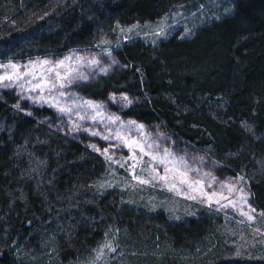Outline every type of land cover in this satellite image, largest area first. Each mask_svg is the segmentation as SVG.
<instances>
[{"label":"rangeland","instance_id":"obj_1","mask_svg":"<svg viewBox=\"0 0 264 264\" xmlns=\"http://www.w3.org/2000/svg\"><path fill=\"white\" fill-rule=\"evenodd\" d=\"M234 5L235 0H186L156 19L117 24L92 46L0 57V78L10 77L0 79V98L14 94L16 108L28 114L22 102L50 110L42 122L104 162L97 178L74 189L80 206L102 211L91 230L97 237L79 251L67 245L60 251L55 236L46 234L37 246L20 251L26 264H264V207L251 191L257 168L264 171V157L250 160L249 169H235L229 152L222 157L215 150L206 123L182 127L189 134L197 131L188 137L162 120L135 117L134 107L144 101L123 81L144 83L143 64L128 53L132 46L155 56L159 42L192 37L199 27L231 14ZM137 90L146 94L141 86ZM244 126L253 133L249 122ZM33 165L42 176L48 161L38 158ZM125 206L142 214L146 229H136L135 215L129 210L127 215ZM159 212L188 232L181 243L164 239ZM190 220L201 229L195 236ZM62 221L57 231L69 239L75 231Z\"/></svg>","mask_w":264,"mask_h":264},{"label":"trees","instance_id":"obj_2","mask_svg":"<svg viewBox=\"0 0 264 264\" xmlns=\"http://www.w3.org/2000/svg\"><path fill=\"white\" fill-rule=\"evenodd\" d=\"M182 1L0 0V57L92 46L117 24L156 19ZM150 51L132 46L128 52L143 64L145 74L143 86L137 78L123 77L144 101L134 107L135 117L162 120L181 132L188 123H206L215 150L221 156L229 152L233 168L249 169L250 160L264 157V0H235L231 14L199 27L192 37L159 42L155 56ZM140 86L145 95L137 90ZM16 101L14 94L0 98V264H26L20 251L37 246L46 234L55 236L60 251L65 245L85 248L97 237L91 230L102 214L84 209L74 196L76 186L102 173L101 156L42 122L50 110L22 102L28 114L16 108ZM247 122L252 134L244 128ZM183 133L191 137L197 131ZM38 158L48 161L42 176L33 165ZM260 167L251 191L264 207ZM125 209L135 215L136 229H146L140 212ZM155 217L164 223V239L181 243L189 235L161 212ZM63 219L66 229L75 231L69 239L57 231ZM193 221L188 228L195 236L201 229Z\"/></svg>","mask_w":264,"mask_h":264},{"label":"snow or ice","instance_id":"obj_3","mask_svg":"<svg viewBox=\"0 0 264 264\" xmlns=\"http://www.w3.org/2000/svg\"><path fill=\"white\" fill-rule=\"evenodd\" d=\"M0 79H10V77H4V78H0ZM36 87H40V85H37ZM52 87L55 88L56 85L53 84ZM60 87H64V85H60ZM34 90H35V89H34ZM89 106H91V105H89ZM61 111H65V109H61Z\"/></svg>","mask_w":264,"mask_h":264}]
</instances>
